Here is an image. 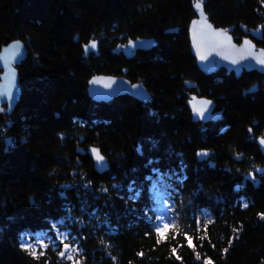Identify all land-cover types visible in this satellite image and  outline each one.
Here are the masks:
<instances>
[{"label": "trees", "instance_id": "16d2710c", "mask_svg": "<svg viewBox=\"0 0 264 264\" xmlns=\"http://www.w3.org/2000/svg\"><path fill=\"white\" fill-rule=\"evenodd\" d=\"M193 3L0 0V47L10 37L29 48L20 101L0 122V264L264 263V75L199 69ZM205 9L218 26L261 28L264 47V0H205ZM93 35L100 49L84 57ZM138 37L158 44L132 58L115 51ZM95 73L142 81L153 100L95 102ZM186 79L217 101L219 120L192 119ZM79 145L101 148L109 168L98 172ZM201 149L214 151L209 160L198 162ZM56 230L76 258L60 242L26 245Z\"/></svg>", "mask_w": 264, "mask_h": 264}, {"label": "water", "instance_id": "95a60500", "mask_svg": "<svg viewBox=\"0 0 264 264\" xmlns=\"http://www.w3.org/2000/svg\"><path fill=\"white\" fill-rule=\"evenodd\" d=\"M193 7L196 15L188 26L190 50L203 73L210 75L224 69L227 74L234 73L236 77L244 71H256L264 75V47L257 43V40L262 39L261 28L249 29L242 24L218 26L206 11L205 0H194ZM237 27L245 33L240 41L234 35ZM157 44L158 41L154 37H138L117 46L115 51L121 50L128 58H132L138 50H149ZM83 49L85 57L99 51L100 44L95 35L89 42L83 44ZM28 54L29 48L21 39L8 37L0 47V122L14 111L20 101L22 95L20 66ZM184 83L191 90L197 87V82L190 79H186ZM257 89L258 83H255L245 89L244 93H253ZM87 91L95 102H110L122 95L132 96L144 103L153 100V93L142 81H133L126 75L95 73L88 80ZM186 103L191 110L192 119L196 122L209 123L222 117L223 111L217 107V101L200 95V91L189 93ZM257 143L264 153V132L257 137ZM77 151L80 154L88 153L98 172H105L109 168V158L98 146L90 145L86 148L79 145ZM213 152L208 149L199 150L198 162L209 160ZM210 163L214 165L212 161Z\"/></svg>", "mask_w": 264, "mask_h": 264}, {"label": "rangeland", "instance_id": "374dc122", "mask_svg": "<svg viewBox=\"0 0 264 264\" xmlns=\"http://www.w3.org/2000/svg\"><path fill=\"white\" fill-rule=\"evenodd\" d=\"M159 187L162 188L163 186H159ZM157 192L163 194L164 189H160ZM168 209L169 208L166 207V209L164 210L165 215L163 217V220L165 223L166 222H170V223L172 222V217L170 216V212H169L170 210H168ZM70 239H72V238L66 232L61 231V230H56L55 239L48 241V240L44 239V237H39L38 240H35V239L31 240V242H29L26 245L33 248L35 251H38L40 247H42V246L45 247L50 243H53L54 246H59V242H60L61 244L65 245L63 254H65V256H67V257L76 258L78 256L77 245L75 243H71L69 241Z\"/></svg>", "mask_w": 264, "mask_h": 264}, {"label": "flooded vegetation", "instance_id": "af4514ba", "mask_svg": "<svg viewBox=\"0 0 264 264\" xmlns=\"http://www.w3.org/2000/svg\"><path fill=\"white\" fill-rule=\"evenodd\" d=\"M195 91H200V90L197 89V87H196L194 90H191L190 92H195ZM200 95H202L201 92H200ZM217 106H218V105H217Z\"/></svg>", "mask_w": 264, "mask_h": 264}, {"label": "bare ground", "instance_id": "6f19581e", "mask_svg": "<svg viewBox=\"0 0 264 264\" xmlns=\"http://www.w3.org/2000/svg\"><path fill=\"white\" fill-rule=\"evenodd\" d=\"M84 50V49H83ZM84 54V53H83ZM85 57V56H84ZM88 57V56H87ZM189 90H191V89H189Z\"/></svg>", "mask_w": 264, "mask_h": 264}]
</instances>
